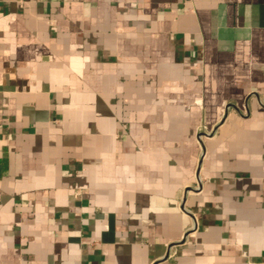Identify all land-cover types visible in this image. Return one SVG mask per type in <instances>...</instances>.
<instances>
[{"label":"crops","instance_id":"crops-1","mask_svg":"<svg viewBox=\"0 0 264 264\" xmlns=\"http://www.w3.org/2000/svg\"><path fill=\"white\" fill-rule=\"evenodd\" d=\"M0 264H264V0H0Z\"/></svg>","mask_w":264,"mask_h":264}]
</instances>
